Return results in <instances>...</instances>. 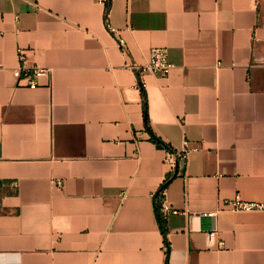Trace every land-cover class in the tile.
Wrapping results in <instances>:
<instances>
[{
    "label": "crops",
    "instance_id": "obj_1",
    "mask_svg": "<svg viewBox=\"0 0 264 264\" xmlns=\"http://www.w3.org/2000/svg\"><path fill=\"white\" fill-rule=\"evenodd\" d=\"M237 193L264 203V0H0V264H264Z\"/></svg>",
    "mask_w": 264,
    "mask_h": 264
},
{
    "label": "built area",
    "instance_id": "obj_2",
    "mask_svg": "<svg viewBox=\"0 0 264 264\" xmlns=\"http://www.w3.org/2000/svg\"><path fill=\"white\" fill-rule=\"evenodd\" d=\"M115 33L114 30H112ZM118 43L121 47L125 46V41L122 38L116 37ZM19 58L20 61L23 62L25 59V51L23 49H19ZM139 75H143L145 72L153 73L159 76H168L173 68V64L169 59V50L167 47H154L150 50V55L147 61L140 66L136 67ZM51 68L42 67V66H33L27 67L25 65H20L18 69L14 71V75L18 78H23L27 81V85L30 88H36L39 85V78L46 74L51 73ZM142 87L143 84H140ZM187 151H179L172 152L169 151L166 161L170 165L172 169L176 167V163L178 159L186 160ZM156 196H159V208L160 213L163 219H166L168 216L177 214L178 210L173 208L166 199V190L160 189ZM223 207L222 209H229L232 211L238 212H255V211H264V203L257 201H247L241 197L239 193H237L231 199H224L222 201ZM208 216L215 217V212L205 213ZM208 242L211 245H215L218 249L225 248L224 240L219 236L218 229L214 228L212 231L207 233Z\"/></svg>",
    "mask_w": 264,
    "mask_h": 264
},
{
    "label": "trees",
    "instance_id": "obj_3",
    "mask_svg": "<svg viewBox=\"0 0 264 264\" xmlns=\"http://www.w3.org/2000/svg\"><path fill=\"white\" fill-rule=\"evenodd\" d=\"M141 89H142L144 110H145V113L147 114V98H146V94H145L144 88L141 87ZM146 121H147V125H148V119ZM155 140L156 141H160L157 138H155ZM170 179L171 178H169L166 182H164V184L162 185L161 189H164V188L167 187ZM159 206H160L159 205V196H156L155 207H156L157 217H158L159 224H160V229H161V232L163 234L164 243H165V246H166V263H167L168 259H169V253H170V244H169L168 237H167L168 230H167L166 222H165V219H163V217L161 216Z\"/></svg>",
    "mask_w": 264,
    "mask_h": 264
}]
</instances>
